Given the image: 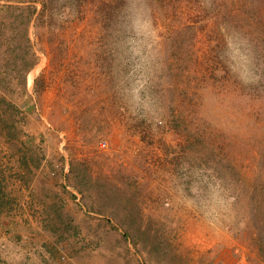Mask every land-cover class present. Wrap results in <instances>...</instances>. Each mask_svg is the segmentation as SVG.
Returning <instances> with one entry per match:
<instances>
[{"label":"rangeland","instance_id":"obj_1","mask_svg":"<svg viewBox=\"0 0 264 264\" xmlns=\"http://www.w3.org/2000/svg\"><path fill=\"white\" fill-rule=\"evenodd\" d=\"M1 220L32 264H264V0H0Z\"/></svg>","mask_w":264,"mask_h":264},{"label":"crops","instance_id":"obj_2","mask_svg":"<svg viewBox=\"0 0 264 264\" xmlns=\"http://www.w3.org/2000/svg\"><path fill=\"white\" fill-rule=\"evenodd\" d=\"M2 224V220L0 221V226ZM25 236H16L15 239L11 238V236L8 234L7 236L1 235L0 236V245L3 244V249L5 253L6 259L13 263V264H32L36 263L35 259H31L32 254L34 253V250H30L27 248V244H31L32 242L36 241L33 237L27 239L26 241H22ZM29 237V236H28ZM22 239V240H21ZM27 257H26V255ZM29 257V258H28Z\"/></svg>","mask_w":264,"mask_h":264},{"label":"built area","instance_id":"obj_3","mask_svg":"<svg viewBox=\"0 0 264 264\" xmlns=\"http://www.w3.org/2000/svg\"><path fill=\"white\" fill-rule=\"evenodd\" d=\"M47 264V263H46ZM48 264H51V263H48Z\"/></svg>","mask_w":264,"mask_h":264},{"label":"bare ground","instance_id":"obj_4","mask_svg":"<svg viewBox=\"0 0 264 264\" xmlns=\"http://www.w3.org/2000/svg\"><path fill=\"white\" fill-rule=\"evenodd\" d=\"M31 80V79H30Z\"/></svg>","mask_w":264,"mask_h":264}]
</instances>
